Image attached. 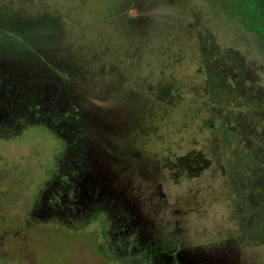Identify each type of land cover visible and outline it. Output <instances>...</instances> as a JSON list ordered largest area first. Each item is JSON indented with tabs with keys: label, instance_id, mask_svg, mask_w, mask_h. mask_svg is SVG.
<instances>
[{
	"label": "rangeland",
	"instance_id": "1",
	"mask_svg": "<svg viewBox=\"0 0 264 264\" xmlns=\"http://www.w3.org/2000/svg\"><path fill=\"white\" fill-rule=\"evenodd\" d=\"M0 102V264H264V44L224 0H0Z\"/></svg>",
	"mask_w": 264,
	"mask_h": 264
},
{
	"label": "trees",
	"instance_id": "2",
	"mask_svg": "<svg viewBox=\"0 0 264 264\" xmlns=\"http://www.w3.org/2000/svg\"><path fill=\"white\" fill-rule=\"evenodd\" d=\"M224 1L228 6V8L230 9L231 13L238 17V19L244 25V27L247 28L249 31H251V33H253L257 37L258 41L264 44V0H224ZM27 78L28 79L31 78L30 79V82H32L31 87L28 88L22 85H18V86L21 87L23 92L25 90L27 92L31 91L33 96H37L39 99L42 98V100L44 101H46V98H48L51 89H55V91L56 90L64 91L63 89H59V87L64 88V86L61 85L60 81L56 79H53V81H51V79L45 78V76L41 75L38 72L36 74L35 71L33 70H32V76ZM6 89L11 90L12 87H6ZM17 89H19V87H17ZM74 92L72 91V93ZM71 95H72L71 97L68 96L71 99L76 97L74 94ZM59 96L63 100L66 99L64 97V94ZM1 104L2 103L0 102V105Z\"/></svg>",
	"mask_w": 264,
	"mask_h": 264
},
{
	"label": "flooded vegetation",
	"instance_id": "3",
	"mask_svg": "<svg viewBox=\"0 0 264 264\" xmlns=\"http://www.w3.org/2000/svg\"><path fill=\"white\" fill-rule=\"evenodd\" d=\"M128 5H130V4L127 3V8L125 7V9H124V10H125V14H126L127 17L130 16V15L127 13ZM86 213H87V212H86ZM56 214L60 215L61 213H60L59 211H57ZM64 223H66V222H64Z\"/></svg>",
	"mask_w": 264,
	"mask_h": 264
}]
</instances>
